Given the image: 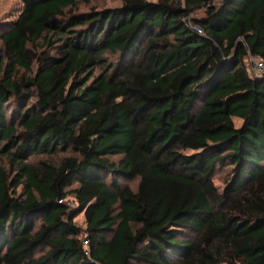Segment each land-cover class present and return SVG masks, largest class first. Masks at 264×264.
<instances>
[{"label": "trees", "instance_id": "1", "mask_svg": "<svg viewBox=\"0 0 264 264\" xmlns=\"http://www.w3.org/2000/svg\"><path fill=\"white\" fill-rule=\"evenodd\" d=\"M21 1L0 264H264V0Z\"/></svg>", "mask_w": 264, "mask_h": 264}, {"label": "rangeland", "instance_id": "2", "mask_svg": "<svg viewBox=\"0 0 264 264\" xmlns=\"http://www.w3.org/2000/svg\"><path fill=\"white\" fill-rule=\"evenodd\" d=\"M121 1L120 0H92L90 4H84V3H79L78 9L79 10H88L92 7H96L98 9L100 8H105V7H112V6H118L120 5ZM23 9V2L21 0H0V28H5L8 25L11 24V22L17 18L18 14L20 11ZM203 10H198L196 13L201 14ZM1 32V29H0ZM240 123V122H239ZM118 156L114 157L117 158ZM2 159V163H5L6 160ZM228 167L221 170L218 174L214 176V181L216 185L219 186L220 189H223L225 186V179L226 176L225 174L228 173ZM123 182H128L131 184L133 187L136 186L138 179L133 178V179H123ZM20 189V187H19ZM71 204L75 205V202L71 200ZM76 220L80 224H85L84 223V217L83 214L77 216Z\"/></svg>", "mask_w": 264, "mask_h": 264}, {"label": "built area", "instance_id": "3", "mask_svg": "<svg viewBox=\"0 0 264 264\" xmlns=\"http://www.w3.org/2000/svg\"><path fill=\"white\" fill-rule=\"evenodd\" d=\"M198 30L202 31L200 28H198ZM248 64L254 75L264 76V59L261 56L250 53L248 57ZM84 243L87 244L88 241L84 240Z\"/></svg>", "mask_w": 264, "mask_h": 264}]
</instances>
